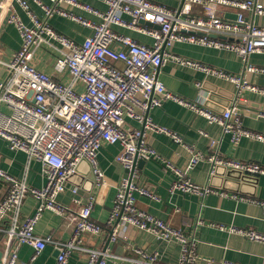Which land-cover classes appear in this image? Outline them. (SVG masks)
I'll list each match as a JSON object with an SVG mask.
<instances>
[{"label":"built area","instance_id":"2783aa9c","mask_svg":"<svg viewBox=\"0 0 264 264\" xmlns=\"http://www.w3.org/2000/svg\"><path fill=\"white\" fill-rule=\"evenodd\" d=\"M12 1L0 0V15L11 8ZM14 1L21 5L30 22H24L17 14L7 17V22L16 25L21 43L10 59L0 57V67L4 71V78L0 80V138L10 149L24 151L29 158L41 161L45 181L41 187L32 186L26 179L15 177L0 167V179L9 185L0 199V232L4 234L5 242L0 264H31L44 250L51 238L37 234L35 227L45 209L60 215L71 210L58 197L65 191L68 177L78 171L83 160L90 165L96 185L99 188L107 186L109 179L99 162V152L105 144L121 145L116 160L124 167H131L135 157L160 163L174 175L168 189L171 194L181 191L203 196L210 193L228 195L208 183L200 185L190 179L188 169L204 160L264 174L263 164L220 156L217 139L210 141L211 154L192 149L185 169L163 157L145 139V129L149 128L167 133L175 142H182L176 133L155 124L148 115L151 108L174 100L205 116L209 122L218 123L234 143L243 137L264 142V133L244 125L238 108L244 90L264 95V87L250 83L245 76L249 72L264 73V67L249 62L248 58L252 53H264V25L254 19L256 15L264 16V0H182L181 7L152 0H98L105 4V9L83 0H50V4L36 0L44 11L43 17L32 11L28 0ZM195 4L202 6L198 14L193 12ZM221 6L235 8L236 17L219 16L217 11ZM77 9L99 20L84 16ZM247 12L253 17L250 18ZM54 15L88 27L92 33L82 41L70 38L50 23L49 19ZM142 20L159 25V28L148 26ZM115 26L148 35L153 43H143L116 30ZM177 41L233 51L243 59L244 70L235 74L173 54L167 48ZM38 48L48 49L55 55L53 73L33 63ZM167 59L235 83L237 91L231 104L222 113H215L167 88L156 78L158 67ZM128 119L141 123L142 128L131 126ZM72 192L77 195L78 188L74 187ZM137 192L160 200L148 186H135L126 178L120 179L106 222L110 229H115L113 225L117 219L147 231L160 241L176 240L181 244L177 264H198L201 257L197 253L195 236L183 227H176L139 208ZM231 196L251 200L236 194ZM28 197H33L37 205L33 213L21 219L22 205ZM96 199V194L89 195L75 212L70 236L55 242L58 250L55 264H66L76 250L87 252L88 264H96L99 259V264L106 263L101 250L83 244L85 235L103 232V225L92 218ZM252 201L264 207V201ZM203 223L199 218L196 224ZM213 225L264 243V233L257 229ZM115 238L116 231L113 230L112 239ZM23 245L33 247L34 254L29 261L19 263ZM134 249L139 256L127 258L125 264H161L156 251ZM205 264L242 263L210 258Z\"/></svg>","mask_w":264,"mask_h":264},{"label":"crops","instance_id":"0c3cea01","mask_svg":"<svg viewBox=\"0 0 264 264\" xmlns=\"http://www.w3.org/2000/svg\"><path fill=\"white\" fill-rule=\"evenodd\" d=\"M50 4V0H41ZM95 7L105 9L104 3L98 0H83ZM170 7H179L182 0H152ZM31 9L39 17L44 16V11L36 0H28ZM11 8L0 15V57L10 59L12 53L19 48L20 35L14 23L7 22V17L17 14L24 22L29 23L30 18L16 1L11 2ZM94 20H99L94 15L85 11L76 10ZM202 6L194 5L193 12L198 14ZM236 9L230 7H219L217 13L223 18H233ZM247 15L252 18L251 13ZM258 24L264 25V16H254ZM50 23L57 26L66 23L68 27L63 31L69 35L77 33L82 41L92 33V29L82 26L68 18L54 15L49 19ZM78 24L82 27H77ZM123 33L132 35L137 40L152 44L153 39L134 29L125 27H114ZM59 30V29H58ZM60 31V30H59ZM61 32V31H60ZM62 32V33H63ZM63 33V34H65ZM65 34V35H67ZM68 36V35H67ZM171 53L181 57L200 62L205 65L221 68L231 73H242L244 61L235 52L215 47L175 42L172 47L167 48ZM249 62L264 67V53H252ZM55 55L44 48H38L35 52L33 63L48 73H53ZM250 83L264 87V73H245ZM4 78V71L0 67V80ZM158 79L167 88L181 95L187 100L194 101L199 105L215 113H222L232 102L236 95V84L209 75L204 71L182 65L174 60H165L159 69ZM201 85L198 86L197 83ZM238 108L244 125L257 132L264 133V95L244 90L238 100ZM152 121L176 133L181 138V143L175 142L170 135L152 129H145V139L149 145L154 147L163 157L174 162L179 168L188 166L192 149H199L206 154L213 153L210 147L211 139L219 140V155L242 161H253L264 165V142L252 138L243 137L238 143L231 140L229 133H224L218 123H211L195 111L174 101L166 100L162 106L153 107L149 111ZM133 127L142 128V124L128 119ZM203 132V133H202ZM120 144H105L99 152V162L104 169L109 183L105 188H99L95 181L89 179L91 167L87 162H82L77 175L67 180L65 191L58 199L64 205L71 207L63 215L55 211L45 209L35 227L36 233L50 237L44 250L34 259L31 264H55L57 252L55 242L67 239L73 229L75 212L83 206L91 194H96L97 199L92 209V218L103 225L101 235L87 234L84 236L83 244L87 248H97L106 257L105 264H125L127 258H137L139 255L134 248H140L148 252H157L161 264H177L181 254V244L176 240L160 241L145 230L129 223H117L115 220L116 238L107 249L106 241L110 231L107 225L113 200L116 194V184L120 180L119 168L116 156L121 152ZM0 167L11 175L24 178L36 187L44 184L42 175V163L38 159L29 158L21 150L10 149L8 143L0 138ZM233 168L227 167L230 172ZM211 163L207 160L198 162L193 168L188 169L190 179L200 185L209 184L220 192L228 195L196 193H183L181 191L169 192V186L174 175L157 161H149L143 169L142 177L139 178L140 186H148L150 190L159 195L160 200H154L136 193V205L159 218L169 221L176 227H183L187 233H192L197 240V253L201 259L198 264H205L206 259L217 261H230L242 264H263L264 243L253 241L244 236L221 230L213 224L225 225L226 227L254 228L264 233V207L255 201H264V174L258 178H245L243 175L232 170L229 175L219 176L210 174ZM92 174V173H91ZM8 183L0 179V199L8 191ZM78 188V194L74 195L72 189ZM247 197L251 200L233 198L231 195ZM37 201L28 197L21 209V219L33 213ZM202 219L204 223L197 225V220ZM5 250L4 234L0 232V257ZM34 254V248L23 245L19 251V263L29 261ZM87 252L76 250L72 252L66 264H88Z\"/></svg>","mask_w":264,"mask_h":264},{"label":"water","instance_id":"95a60500","mask_svg":"<svg viewBox=\"0 0 264 264\" xmlns=\"http://www.w3.org/2000/svg\"><path fill=\"white\" fill-rule=\"evenodd\" d=\"M181 6H182V3L180 5V7ZM235 17H236V15H234L233 18H235ZM141 22L146 24V25H148V26H153L155 28H159V25L153 24V23H151L149 21L142 20ZM159 69H160V66L158 67L156 78H158ZM149 111H148V115H149ZM144 125H145V122L143 123V129H144ZM83 162H86V161L83 160ZM148 162H149L148 160L138 159L137 157H135L131 167H124L121 162L117 161V166L119 168V173H120V179H125L126 178L128 180V182H129V184L133 183L135 186L140 185V184H138V180H139V178L142 177L143 169H144V167L146 166V164ZM211 170H213L212 175H216L217 174L219 176H224L225 174L229 175V174L232 173L231 171L234 170V171H237V172H233V173H239V174L243 175V179L252 178V177L258 178L259 175H260L259 173L241 171V170H238V169H232L230 171L231 172L230 173V172L227 171V167L226 166L220 165V164H215V163L211 164ZM78 172H79V169H78V171L76 173L70 175L68 177V180L71 179L72 177H74L75 175H77ZM91 173H92V171H91ZM91 173L88 176H89L90 181L93 183L94 182V175H93V173L92 174ZM118 222H119V220L116 221V224ZM113 230L114 229L112 228L109 231V234L107 236L105 250L107 249V247L109 246V244L111 242ZM57 254H58V252H57ZM99 260L96 262V264H99Z\"/></svg>","mask_w":264,"mask_h":264},{"label":"rangeland","instance_id":"374dc122","mask_svg":"<svg viewBox=\"0 0 264 264\" xmlns=\"http://www.w3.org/2000/svg\"><path fill=\"white\" fill-rule=\"evenodd\" d=\"M73 25H76L77 27H82V26H80V25H78V24H73ZM58 27V29L61 31V32H63V31H66L67 29H68V27H70V28H72V25H68V24H66V23H63V24H61V25H59V26H57ZM63 33H65V32H63ZM65 34H67V33H65ZM70 38H73V39H75V40H79L78 38H80L79 36H78V34L77 33H74V32H72V35H69V34H67ZM45 51H48V49H45ZM48 52H50V51H48ZM51 53V52H50Z\"/></svg>","mask_w":264,"mask_h":264}]
</instances>
